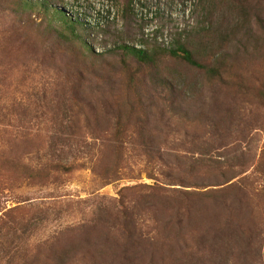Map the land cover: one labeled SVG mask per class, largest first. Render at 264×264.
I'll return each instance as SVG.
<instances>
[{
	"label": "rangeland",
	"instance_id": "374dc122",
	"mask_svg": "<svg viewBox=\"0 0 264 264\" xmlns=\"http://www.w3.org/2000/svg\"><path fill=\"white\" fill-rule=\"evenodd\" d=\"M28 1L60 17L0 0V218L70 264H264V0ZM180 40L220 75L119 48Z\"/></svg>",
	"mask_w": 264,
	"mask_h": 264
},
{
	"label": "trees",
	"instance_id": "16d2710c",
	"mask_svg": "<svg viewBox=\"0 0 264 264\" xmlns=\"http://www.w3.org/2000/svg\"><path fill=\"white\" fill-rule=\"evenodd\" d=\"M20 4L24 7H40L44 11L48 13L50 12L54 17H60V12L57 9L53 10L48 7L45 3L20 0ZM62 16L63 17L60 20L63 22L66 31L69 33L70 37H72V39L78 45H80L83 50L85 49L84 51H88L86 42L79 36V28L82 27L81 22L77 19L71 20L65 15ZM119 48L126 51V53L134 56L142 64L156 63L157 59L161 55L167 54L168 56L180 59L193 67L205 69L211 76L220 75L221 73V70L218 66H210L200 62L195 56L194 52L181 40L177 43V47L175 49H171L166 52L163 50H158L155 47H153L152 49H143L137 48L135 46L122 45L119 46ZM121 131L122 130L119 128L118 134H120ZM58 145H63L62 141H58ZM90 145L95 147L97 144H86L87 147ZM101 145H112L114 147L123 148L125 143L120 138L114 136L103 138ZM53 147L55 146L53 145ZM205 155L209 154L206 153ZM151 161L154 163H162L163 156L161 155V152L153 153V155L151 156ZM191 164L192 166H194L195 169L204 168L207 170H215V158L210 155L208 157H202L200 159H197L194 162H191ZM55 167L57 171L64 172L65 170H70L73 167V163L57 164ZM230 173V169L224 172L226 179L224 182L221 183L222 185L227 184L236 178V175L234 173L231 175ZM101 175L105 176L106 179H109L110 175L112 174L107 173ZM152 178L155 179V183L154 185L148 186V188L154 195H158L162 192L167 191L166 186L162 185L164 183L161 182L157 176H154ZM165 184L167 185L169 183ZM185 191L186 192L179 191V193L185 198H187V200H191V197L195 196L196 194L195 192H189L188 190ZM185 209L187 212L191 211V207L188 205ZM114 211L116 212V216L120 215L122 217H126L128 215L127 211L123 210V206L121 204H118ZM8 214L9 212L5 213L4 217L0 218V264H70V261H72V257L70 256V254H55L52 253V251H49L46 254L36 252V248L40 245H37L38 243H36L35 241L31 242L29 240L30 229L33 225L31 218L23 217L20 220H16L9 218ZM135 228L137 231L141 229L140 220H138V222L135 224ZM26 234L28 235L26 236Z\"/></svg>",
	"mask_w": 264,
	"mask_h": 264
}]
</instances>
